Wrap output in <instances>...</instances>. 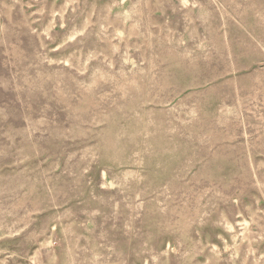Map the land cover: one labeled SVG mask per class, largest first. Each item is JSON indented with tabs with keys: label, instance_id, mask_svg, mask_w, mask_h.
<instances>
[{
	"label": "rangeland",
	"instance_id": "obj_1",
	"mask_svg": "<svg viewBox=\"0 0 264 264\" xmlns=\"http://www.w3.org/2000/svg\"><path fill=\"white\" fill-rule=\"evenodd\" d=\"M0 264H264V0H0Z\"/></svg>",
	"mask_w": 264,
	"mask_h": 264
}]
</instances>
